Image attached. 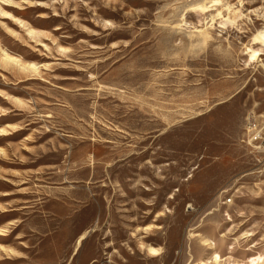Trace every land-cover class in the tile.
<instances>
[{
    "label": "rangeland",
    "instance_id": "rangeland-1",
    "mask_svg": "<svg viewBox=\"0 0 264 264\" xmlns=\"http://www.w3.org/2000/svg\"><path fill=\"white\" fill-rule=\"evenodd\" d=\"M210 1L0 2V264L264 255V158L246 139L264 69L245 55L264 22L225 29L218 7L194 10ZM240 1L264 12L223 4Z\"/></svg>",
    "mask_w": 264,
    "mask_h": 264
},
{
    "label": "bare ground",
    "instance_id": "bare-ground-1",
    "mask_svg": "<svg viewBox=\"0 0 264 264\" xmlns=\"http://www.w3.org/2000/svg\"><path fill=\"white\" fill-rule=\"evenodd\" d=\"M219 7H221V9H219ZM215 8H217L216 15L212 16L211 20L215 22L217 19H220L221 20L220 24L223 25V28L225 29L229 25V23L235 24L237 21L248 19V16H249L248 14H252V13H254V16L257 18V20L264 22V12L252 11V12H248L247 14H245V11H244L245 4L243 1H240V6L234 7L233 5L223 4V0H211L210 6L200 5L194 8V10L204 15L207 12L211 11V9H215ZM206 37L207 36H205V38ZM245 55L247 56V65L250 68L255 69L259 65V67H263L264 69V64H262V62H264V59H263L264 57V27L257 30L256 32L252 34V37L250 38L249 42L245 46ZM254 55L256 58L252 59ZM13 60H16V59H13ZM228 218H229L228 219L229 221H232L230 216H228ZM248 236H252V235L248 234ZM84 237H85V234L80 238V241L84 239ZM203 244L205 246H209L210 250L213 249V245H214L213 242L205 240L203 241ZM151 249L156 250L155 254H152V252L150 251ZM248 251H252V249L249 248ZM148 252L151 255H158L160 253L159 249L152 247V246L148 247ZM230 254L232 253L230 252ZM217 257L219 258L217 259ZM226 262H228V264H264V255L259 253L256 256L249 257L246 262L241 263V262L235 261L231 255L229 257H224L220 252L214 251L212 252V254H210L208 258L200 262H197L196 264H223Z\"/></svg>",
    "mask_w": 264,
    "mask_h": 264
},
{
    "label": "built area",
    "instance_id": "built-area-1",
    "mask_svg": "<svg viewBox=\"0 0 264 264\" xmlns=\"http://www.w3.org/2000/svg\"><path fill=\"white\" fill-rule=\"evenodd\" d=\"M246 130L248 145L264 158V122L260 123L254 117H249ZM232 202V199H228L226 204Z\"/></svg>",
    "mask_w": 264,
    "mask_h": 264
},
{
    "label": "snow or ice",
    "instance_id": "snow-or-ice-1",
    "mask_svg": "<svg viewBox=\"0 0 264 264\" xmlns=\"http://www.w3.org/2000/svg\"><path fill=\"white\" fill-rule=\"evenodd\" d=\"M0 2H5V0H0ZM0 14H2V15H4V16H7L8 15V13L7 12H2V13H0ZM61 51H64L63 49L61 50ZM256 57H255V55L252 57V59H255ZM33 67H35L34 65H33ZM45 67H47V65H45ZM29 139H30V137H29ZM0 151H2V149H0ZM207 243V242H206ZM151 252H152V254H155V252H156V250L155 249H151L150 250ZM219 257H217V259H218Z\"/></svg>",
    "mask_w": 264,
    "mask_h": 264
},
{
    "label": "clouds",
    "instance_id": "clouds-1",
    "mask_svg": "<svg viewBox=\"0 0 264 264\" xmlns=\"http://www.w3.org/2000/svg\"><path fill=\"white\" fill-rule=\"evenodd\" d=\"M221 27H223V25H221Z\"/></svg>",
    "mask_w": 264,
    "mask_h": 264
}]
</instances>
